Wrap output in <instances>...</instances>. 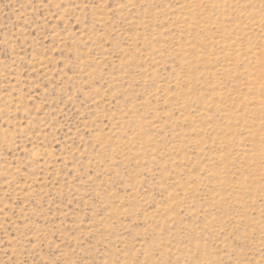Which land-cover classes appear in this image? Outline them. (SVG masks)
Returning a JSON list of instances; mask_svg holds the SVG:
<instances>
[{
  "label": "rangeland",
  "instance_id": "374dc122",
  "mask_svg": "<svg viewBox=\"0 0 264 264\" xmlns=\"http://www.w3.org/2000/svg\"><path fill=\"white\" fill-rule=\"evenodd\" d=\"M0 264H264V0H0Z\"/></svg>",
  "mask_w": 264,
  "mask_h": 264
}]
</instances>
